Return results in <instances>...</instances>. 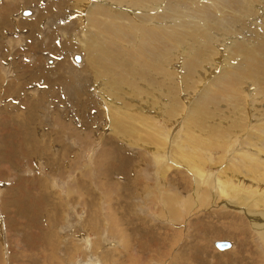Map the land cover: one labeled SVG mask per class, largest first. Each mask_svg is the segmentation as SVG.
Returning a JSON list of instances; mask_svg holds the SVG:
<instances>
[{
	"label": "bare ground",
	"instance_id": "1",
	"mask_svg": "<svg viewBox=\"0 0 264 264\" xmlns=\"http://www.w3.org/2000/svg\"><path fill=\"white\" fill-rule=\"evenodd\" d=\"M82 1L79 5H81ZM85 1L88 0H84L83 2ZM92 1L93 3H90L88 8L85 7L88 3H85L86 5L84 7L87 9L83 12L81 11L83 10L82 7L78 8L79 10H76L74 8L75 5L74 3H72L73 1L70 2V0H58L56 3L52 2L46 4L45 7L40 8V14L38 13V16L35 15V18L25 19L27 24L25 25L27 26L26 28H28V30L27 36L26 33L24 36H32L34 38H28L26 40L27 43L24 46H16L15 51L13 52L15 53V56L16 54H18L22 56L21 58L23 59L26 58L25 56H27V53L30 50L29 52L33 54L31 58L33 59V61L30 64L31 66L33 65L34 68L30 71L28 80L23 79L24 75L29 73L28 70L30 68L27 66L26 72H24L23 69L19 70L16 67V81H5L6 75L1 74L0 92L1 90H3V93H7L14 90V93L17 94L19 98H21L19 100V103L21 104L18 105H20V107L22 108L28 107L30 109L31 113L28 112L29 114L26 115L24 122L30 121V115L34 116L33 112L36 111L35 108L38 105L41 106L49 103L64 106L65 108L69 109V112L64 113L59 110L58 117L56 118L54 116L55 122L52 121L54 124L56 123L57 125L63 126L64 128H67V126L71 125L72 123L79 124V117H82V119H86V114L84 115V111L97 110L98 107L100 109L101 101L104 102V97H106L112 105V107L109 108L106 112L108 118L104 116L105 114L103 115L102 113H97L96 115L99 119H102V121L105 120L110 123L111 126L113 125L114 127H117V132L115 135H111L112 137L107 136L108 139H105L103 141V144L108 143L110 144V146H106L105 148L100 149L101 155L98 157V160L101 164H105L104 170H116L120 166V160L122 158L121 156L130 158L129 161L131 160L132 163L136 161L137 155H134L127 151L125 149V145L130 143L132 146L136 141L142 140L143 130L147 131L151 138H156V140L160 142V145H157L159 143H153V146H155L158 151L160 150L161 152H163L166 157L168 151H165V149H163L165 145L173 149L176 156L180 154L183 158L185 157V169L183 170L177 169L175 168V166L169 164L164 165V159L166 157H163V155L158 151V154L155 158L151 157L152 160L149 162L148 167L146 165L148 169H150L151 167H153L152 165H154L156 170L159 171L162 176H165L166 173L170 172L171 174H177L178 171H181L182 173L181 179H179L176 183L167 184V186H164V195H158L160 196V202L164 205L169 215L172 218L177 217L178 219H180V214L182 212L180 211V209H178L177 194H175L176 192H171V189L169 190V187L172 186L176 189H178L177 187L181 188V183L183 182L186 189L191 190L195 184L196 189L194 188V190L191 191L192 195H194L193 197L196 199V201H199L202 192L208 194L207 199H210L212 201L211 202L209 200V204L212 206V209L216 213L217 218H213L209 214L205 213L192 217L191 212L189 211L186 216H181L183 217L182 220L186 225V230L189 229V226L192 224L193 220L196 219L204 220V222H206L207 220H217L218 222H236L242 224L244 228V231L241 232L242 234H245L246 236H251V234L253 236L256 235L263 247V249L261 250H256L257 248L255 247L250 249V247H252L250 245L248 249H245V246L247 244L244 243V240H242L240 248H242L243 250H239V252L224 251V253L217 254L215 256V264H231L232 260L240 261V264L242 262H244V264H264V194L258 193L254 196L260 204H256L257 202L253 201L250 204L248 201L246 203H242L241 200L237 201L241 206H243V209L240 210V213L234 212L230 209H225L224 207L226 204V199H224L222 195V193L225 192V189L222 188L219 191L221 200H218L219 198H214V176L208 174V177L206 178L208 172L205 171L206 164L209 160H205L204 155H199L203 154L201 153L202 150L205 151L209 148H217L219 146L213 137L210 139H205L204 135H213L218 130L225 132L226 130H232V128L234 129L235 127L241 126L245 122V119H243L241 115H244L248 112H250L251 116L255 119H259V116H264V0ZM221 2L224 3L220 4ZM226 2L229 3V7H227ZM163 5L165 6V11H163L164 8H160V6L163 7ZM3 8L1 9L3 10ZM112 8L115 10V12L114 10L112 11ZM6 12L11 13L13 11L9 9L6 10ZM131 12H135V15H132ZM12 14L13 13H11V15ZM46 14L47 16L51 14L50 17L48 16L49 18L45 17L46 20L48 19V21H50L48 22L49 25L53 23V21L55 25L61 23V25H63V27H61V29H63L62 31H65L64 36L61 33L62 40L60 41V43L54 44V49H52V52H54L58 56V61L54 66H45L43 62V66H41L40 64L41 61H44L40 56L41 52L51 50L48 47H51L53 45H43V37L41 35V32L43 31L42 25L46 21L44 20V18L40 19V17L45 16ZM119 14L129 17V22H131V24L127 21L128 17L123 16L124 18H127L126 21L129 23V25L127 26L129 27L125 26L126 24L121 25L122 22H120L121 24L119 23L120 25L118 24L116 18ZM206 17L213 18V23H210L209 20H206ZM6 18H2V20H0V31L3 29L2 32L4 33L7 32V30H11L13 28L9 24V19ZM193 18H195V20L197 21L199 20L198 23L195 22V20L193 21ZM151 19L155 21V26L148 25V21H150ZM200 20L204 21V26L200 25ZM157 22H165V24L167 23L170 30L168 31L165 28L158 26ZM14 25L15 24H13V26ZM18 25L19 27L24 26L20 24ZM56 28L57 26L51 27V31L49 32L48 37L54 38L57 35ZM126 28L129 29L127 30ZM14 30L15 29H13V31ZM163 30H165L166 34L171 37L172 46L174 47H168L165 44ZM7 34L6 42H0L2 43L0 44V49L3 47L5 48V45L12 42L11 38L8 40L10 35L8 34L7 36ZM37 38H40L39 40L42 41V45L39 46L37 44ZM214 42L217 43L216 46H214ZM11 47L14 48L13 46ZM61 50H70L71 52L73 50H77V52L79 50H82L83 53L82 51L79 53H82L84 57H82L84 61H82L83 63L81 64V66H83L81 68H78L79 66L75 65L76 63L72 64L71 66L70 61L66 59L67 54L61 52ZM17 51H19L20 54L16 53ZM219 61L222 65L220 72L219 69L218 71H215V67L218 68V65L216 63ZM180 62L182 63L183 67L182 77H179L176 73L178 64H181ZM1 65L4 66V63ZM21 68L23 67L21 66ZM3 70H6V68ZM72 71H79L80 74L70 81L68 74ZM210 75L212 76L210 77ZM94 78H96L97 82L101 85L100 97L98 99L96 98V96L98 95V90L96 88H93L94 92L91 91V80ZM34 79L37 81H41V84L37 86L30 85L28 88H24L23 85L25 83H30ZM181 81L187 84L186 90L184 92L185 94L183 95L186 97V99L187 97H189L187 95L190 92L198 89L196 93V95L198 94V96L196 97L194 104L188 100V104H186L189 106H187L186 114L182 115V117H184L185 128L188 127L191 133H193V129L198 130V132L200 133V135L186 134L183 140H181L180 138L182 134L179 136L180 131L173 135L172 132L174 131H171L172 128L167 127L168 125L165 126L163 124L160 127L151 125L154 117L157 116L162 117V119H164L163 122L166 123H173L179 119V116L177 117L176 115L179 114V109L180 107H182V102L184 101L181 97L180 90L182 89L181 87L185 86V83H181ZM72 83H74L73 86H69ZM180 83L183 84V86ZM76 84L77 86H75ZM197 85H199V87H197ZM28 89L34 90V92L37 91L39 94H37L36 96L33 95V97L29 95L30 93H27ZM89 92L91 94L90 97L86 94ZM81 93L86 94V96L80 97L78 99V96ZM77 103H79V105L81 106V109L78 110V112L75 111V106ZM133 105H138L140 110L133 112ZM28 108L26 109L28 110ZM43 108H46L48 112L49 109H51L50 106L49 109L47 107ZM183 110L186 109L182 108V112H184ZM150 113H152L153 116H150ZM249 118L250 117L248 116V120ZM82 119H80V123L83 122H81ZM89 119L90 117L85 120V124L82 123L83 126L86 127V124L90 122ZM46 121L48 122V120ZM50 124L51 123L49 122V125ZM73 126L72 128H74ZM135 126H137L141 130L140 133L136 131ZM49 127L52 131H42L41 136L44 138H50L51 134H53L57 138L62 140L61 134L52 129L51 125ZM101 128L103 129L102 126ZM161 128L166 129L165 133L161 132ZM100 129L98 128L97 130L99 131ZM159 131L163 135H161ZM65 132L66 130L63 129V136L69 134V132ZM82 132L81 134L72 132L70 134V137H78L77 139L83 141L91 138L88 133L82 134ZM126 132L132 133L133 137L128 136V133ZM22 133L25 139H31L36 144L40 142V136L38 135L37 131H24ZM107 134H114V132H109ZM7 138L8 137L3 139V142L0 143V147L3 149L8 159L12 156V153L7 150V146L11 143L10 140L7 141ZM127 140L129 141V143H126ZM168 142H170V144H166ZM245 144L252 149V152H239V156H237L239 158V161L238 163L233 162V166L238 167L240 170L244 167L248 172L247 177L257 180V178L255 177L257 175V172L260 170H264V159L259 155L260 152L264 151V135L258 137L252 136L251 138L247 139ZM35 147V152H37L38 147ZM67 151L68 154H70L69 148L67 149ZM152 153L154 154V152ZM118 156L120 157L118 158ZM222 158L220 162H222ZM154 160H159L158 164H155ZM49 162L47 161V165H49L48 167L51 170L52 167L51 163ZM77 162L73 164L76 165ZM99 162L96 161L97 164L94 165L96 169L97 167L99 168V166L100 169L103 167ZM178 162L180 161L178 160ZM129 163L130 162H128V164ZM134 163L136 164V162ZM182 164L184 165V163ZM129 166H132V164ZM134 169L139 168L127 166L125 172H127L128 178L131 176V180L129 181V183L132 185V187H134L135 190L138 186L141 185L139 184L141 182H138V180L136 179H132V177L134 178L135 174H137V172L135 174L133 172L134 175H132L131 171ZM189 171H195L197 177L195 182H193V180L189 177H186L188 176L186 173H189ZM179 177L180 175L178 176V178ZM37 180H39V178ZM41 181L42 184L45 182L43 180ZM262 181H264V177H262ZM86 182L87 181L83 179H79L77 182V187H79V189H83L81 187H83V184H85L86 186ZM88 188H90V184ZM18 189L19 188L14 189L13 193L11 192V198L13 197V199L7 200V202L10 201L13 206H16L20 210V212L26 215L29 210L27 209V212L25 213L20 209L21 207H19L20 204L18 202L20 193L18 192ZM195 190L197 192H195ZM67 191L70 192L68 188ZM215 192L216 194H218L217 191ZM230 195L233 196L232 194ZM42 196L45 198H50V195L46 192L42 193ZM216 200L217 202H215ZM153 204L155 203L153 202ZM187 204H189V207L195 206L190 196L188 197ZM153 208H155V206ZM114 211L115 210H113V214H111L112 222H116V220L118 221L117 218H119L118 216H115ZM34 212L39 215V213L35 210ZM156 214L157 213L152 210L151 217L155 218ZM52 215L51 219L53 218ZM91 216L93 217V214ZM94 216H96L95 220L97 221V219L99 218L98 214H94ZM26 217L29 218L28 215H26ZM35 218L37 217L35 216ZM156 227L159 226L156 225ZM208 227L205 230L206 235H211L215 232V235L221 233L220 230H216L213 227L208 229ZM148 231L150 232L149 228ZM139 233L142 234L143 231L142 233ZM101 234H104L103 237H105L104 231H102ZM117 234H122V232L118 231ZM206 235L204 234V236ZM206 237L208 238V236ZM177 238L178 232H175L170 240L173 241ZM207 238L204 239L206 240ZM100 239H102V237L97 238V240ZM80 241L87 242L85 238H82V240ZM94 241L96 242V240ZM86 242L83 243L84 245L88 244V248L96 249L97 246L95 247L91 243ZM167 243L169 244L168 240ZM188 243L185 244L184 249H178L179 252L174 255L172 259L173 261L171 260V262H169L168 264H206V262L209 264L210 260H207L208 252H202L201 255L199 254V250L196 251L194 245L190 246ZM143 248L147 249L146 245H143ZM241 253L243 254L239 255ZM107 254V252H104L100 255L99 252L98 255L101 256V258L104 260L105 257L111 256L110 254ZM1 255L2 258H4L2 249ZM98 255L95 256L98 257ZM45 256L47 260L49 259V256L51 261L55 262V260H57H53V256L51 254H46ZM198 258L200 259L198 260V262H196ZM205 258L206 262H204ZM237 263L238 262H236V264ZM80 264L103 263L99 260V258L92 259V257H90L87 262H80Z\"/></svg>",
	"mask_w": 264,
	"mask_h": 264
},
{
	"label": "rangeland",
	"instance_id": "2",
	"mask_svg": "<svg viewBox=\"0 0 264 264\" xmlns=\"http://www.w3.org/2000/svg\"><path fill=\"white\" fill-rule=\"evenodd\" d=\"M57 1L58 0H0V20H2V18L7 17L6 19H9V24L13 27L11 30H7V32L5 33L2 32L3 29L0 31V42H6L7 33L10 35L8 40L11 38L12 41L11 43H6L7 45H5V48L3 47L4 49H0V75H6L5 81L17 80L16 67L19 70L23 69L24 72H26L27 67H29V73L25 74L23 77V79H29L30 71L34 68L33 65L31 66L30 64L33 61V59H31L33 54H31L29 50V55L27 53V56H25L28 59L23 58L25 59L23 60L21 58L22 56L18 54H16L15 56V53L13 51H15V47L18 45L24 46L27 43L26 40L28 38H34L32 36L26 37L28 28H26L27 24L25 19L35 18L40 14V8L45 7L46 4L52 2L56 3ZM72 1L70 0V2L74 3V8L76 10H79L78 8L82 7L83 10L81 11L83 12L86 11L90 3H93L92 0H88L85 2H83L84 0H81V5H83L81 6L79 5L81 1ZM86 2L88 3L87 5L85 4ZM223 3L224 2H221L220 4ZM226 5L227 7H229L228 2H226ZM84 6L87 8H85ZM1 8H3V10ZM160 8H164L163 11L166 10L164 5L163 7L160 6ZM9 9L13 11L11 12L13 13L12 15L11 13L6 12V10ZM25 9H30L31 14L24 15L23 11ZM113 10L114 9L112 8V11ZM47 14L45 16L40 17V19L44 18V20L46 21L42 25L43 31L40 32L42 33L41 35L43 37V45H53L51 47H48L51 50L41 52L40 56L45 62L41 61L40 64L41 66H43V62L45 66H54L56 65L55 63L58 61V56L54 52H52V49H54V44L60 43V41L62 40L61 33L64 36L65 31H62L63 29H61V27H63V25H61V23L55 25L53 21V23L49 25L48 22L50 21H48V19L46 20V18H49L51 14L48 15L49 17L47 16ZM131 14L135 15V12H131ZM22 16L25 17L23 18ZM123 16L124 15L120 14L117 15L116 21L118 22V24L120 22H122V24L120 23L121 25L126 24L125 26L129 25V23L131 24V22H129V17L124 16L128 17L127 19ZM126 19L129 23L126 21ZM12 20L15 22H13ZM192 20L194 21L195 18H193ZM206 20H209L210 23H213V18L206 17ZM198 21L195 20V22L197 23ZM160 23L157 22V25L165 28L168 31L170 30L169 25L167 23ZM13 24H15V27L13 26ZM18 24L24 26L19 27ZM148 25L155 26L156 24L155 21L151 19L150 21H148ZM163 25L166 27H164ZM200 25H205L203 20H200ZM53 26H57V35L54 38H50L48 36L49 32L51 31V27ZM13 29L15 30L13 31ZM126 29L128 30L129 28ZM8 31L11 32L9 33ZM25 33L26 36H24ZM163 33L165 44L168 47H174L172 46L171 37L166 34L165 30H163ZM37 39V44L39 46L42 45V41L39 40L40 38ZM216 44L217 43L214 42V46H216ZM11 46H13L14 48H12ZM81 51L82 50H79L77 52V50H73L71 52L70 50H61V52L67 54L66 59L70 61V65L72 66V64L76 63L75 65L79 66L78 68H81L83 66H81V64L83 63L82 61H84V57L82 54L83 51L82 53H79ZM16 53L20 54L19 51H17ZM75 53H79L80 55H82L83 58L80 63H77L74 60ZM50 61L52 63H49ZM3 63L4 66L1 65ZM21 63L24 64L22 65ZM216 64L218 65V68L214 66L216 69L215 71H218L219 69L220 72V69L222 67L221 62L219 61ZM20 65L23 68H21ZM180 66L182 67V63L180 65L178 64L179 68L177 67L176 73L179 77H182L183 67L181 68ZM4 67L6 68V70H8H3L5 69ZM79 74V71L70 72L68 74L70 81L73 78L77 77ZM211 76L212 75H210V77ZM181 83L185 82L181 81ZM39 84H41V81H37L34 79L30 83H25L23 86L24 88H28L30 85L37 86ZM73 84L74 83L70 84L69 86H73ZM181 85L183 86V84ZM186 85L187 84L185 83V86L181 87L182 91L180 90L181 97L184 100L182 103L184 105L182 104V107H180L179 109V114L176 115L177 117L179 116V119L173 123H166L163 122L164 119H162V117L157 116L154 117V120L151 123V125H154L156 127H160L163 124L165 126L168 125L167 127H171V131H174L172 132L173 135L180 131L179 136L182 134V136L180 137L181 140H183L186 134L200 135L198 130L193 129V133H191L188 127H184V117H182V115L186 114L187 106H189L187 105V102L189 100L191 103L194 104L196 97L198 96V94L196 95L198 89H195L196 91L193 89L194 91L190 92V95H187L189 97H187L186 99V97L183 96L185 94L184 92L186 90ZM75 86H77V84ZM91 86V91L94 92L93 88H96L98 90V95L96 96V98L98 99L100 97L101 85L97 82L96 78L91 80ZM197 87H199V85H197ZM14 92V90L7 93H3V90H1L0 92V143L3 142L4 138L8 137L7 141L10 140L11 143L7 146V150L12 153V156L7 159L5 152L0 147V264H80V262H87L90 257H92V259L99 258V260L103 264H168L169 262H171L174 255L179 252L178 249H184L185 244L188 242L190 246H195L196 251L199 250V254L202 255V252H208L207 260H210L209 264H215V256L217 254L224 253V251L239 252V250H243L242 248H240L242 240H244V243L247 244L245 246V249H248L250 245L252 246L250 247V249L254 247L257 248L256 250L263 249L260 240L257 238V236H253L252 234L251 236H246L245 234H242L241 232L244 231V228L242 224L236 222H218L217 220H207L209 222L208 223L207 221L204 222V220L196 219L197 221L193 220L192 224L189 226V229L186 230V225L184 224V221L182 219L189 213V211L191 212L192 217L205 213L209 214L213 218H217L216 213L213 211L212 206L209 204L210 199H207L208 194L202 192L199 201H196V199L193 197L194 195H192L191 191L194 190L195 184L191 190H187L183 182L181 183V188L177 187L179 190L173 188L172 186L169 187V190L171 189V192H176L175 194H177L178 209L182 211L180 214L181 220L177 217L172 218L169 215L164 205L160 202V196L158 195H164V186H167V184L176 183L179 179H181L182 173L181 171H178L177 174H171L170 172L166 173L165 176H162L160 172L156 170L154 165L152 166L155 169L153 167H151L150 169L147 168L149 162L152 160L151 157L155 158L158 152H160L163 157H166V155H164L163 152H161L160 150L158 151V149L153 146V143H159L157 145H160V142H158L156 138H151L145 130H143L142 140L136 141L131 146L128 141V138L126 143L129 144H124L125 149L127 151L134 155H137L136 161H134L136 162V164L134 162L132 163L131 160L129 161L130 158L121 156L122 158L120 162L124 163L125 165L120 163V166L116 170H104L105 164H101L98 160V157L101 155L100 149L105 148L106 146H110V144L108 143L103 144V141L105 139H108V137H112L117 132V127H114L113 125L112 127L110 123L105 120L102 121V119H99L96 115L97 113H102L103 115L105 114L104 116L107 117L106 112L109 108L112 107V105L106 97H104V102L101 101L100 109L98 107L97 110L84 111V115L86 114V119L90 117V122L86 124L87 128L83 126V124H85L86 119H82V117L78 118L79 124L72 123L71 125L67 126V128H64L63 126H59L56 123L54 124L52 121L55 122V117H58L59 110L64 113H68L69 109L65 108L64 106L49 103L46 104L47 106H36V111L33 112L34 116L30 115V121H25L26 123H28L26 124L24 120L26 118V115L29 114L28 112H30V109L28 107L22 108L20 107V105H18L21 104L19 103V100L21 98H19L18 95ZM27 93H30L29 95L31 96H36L37 94H39L37 91L34 92V90L31 89H28ZM86 94L89 97L91 95L90 92ZM86 94H79L78 99L80 97H85ZM49 106L51 109H49ZM43 107H47L49 109V112L46 108ZM26 108H28L29 111ZM75 108V111L77 112L81 109L79 103L76 104ZM182 108L186 110H183L184 112H182ZM137 110H140L139 106L133 105V112ZM150 116H153V114L150 113ZM241 116L243 117V119H245V122L241 126L235 127L234 129L232 128V130H226L225 132L218 130L213 135H204L205 139H210L213 137L219 146L217 148H209L205 151L202 150L201 153L203 154H199L204 155L205 160H209L206 164L205 171L208 172L206 178L208 177V174L214 176V198H219L218 200H221L219 191L222 188L225 189V192L222 193L223 198L226 199V204L224 208L227 210L230 209L238 213H240V210L243 209V206H241L240 203L237 201L241 200L242 203H246L248 201L249 204L253 201L257 202L256 204H260L254 196L258 193L264 194V181H262V177H264V170H260L257 172V175L255 176L257 180H255L250 177H247L248 172L244 167L240 170L238 167L233 166V162L238 163L239 161V158L237 157L239 156V152H252V149L246 146L245 144L247 139L251 138L252 136L258 137L264 135V116H259V119H255L251 116L250 112ZM248 116L250 117L249 120ZM80 119H82L81 122L83 121V124L80 123ZM46 120H48V122ZM49 122L51 123V128L61 134L62 140H60L53 134H51V136H53H50V138H44L41 136L42 131H52L50 130ZM72 126L74 128H72ZM101 126L103 127V129L101 128ZM98 128L101 129L98 131ZM63 129L66 130L65 133L69 132V134L63 136ZM135 129L138 133L141 132V130L137 126H135ZM165 130L166 129L161 128L162 133H165ZM24 131H37L38 135L40 136V142L36 144L31 139H25L22 133ZM72 132H77L78 134H81V132L82 134L88 133L91 138L86 141L77 139L78 137L73 138L70 137V134ZM109 132H114V134H107ZM161 132L159 131V133L163 135ZM126 133H128V136L133 137L132 133ZM166 144H170V142ZM35 146L38 147L37 152H35ZM68 148L70 154L72 153L71 156L70 154H68ZM163 149H165V151H168L167 157L164 159V165L169 164L175 166V168L177 169H185V157L183 158L180 154L176 156L174 150L167 147V145H165ZM152 152H154V154ZM259 155L261 156V158L264 159V151L260 152ZM119 157L120 156H118V158ZM221 158L222 162H220ZM178 160L180 162H178ZM47 161L51 163V170L48 167L49 165H47ZM96 161H98L103 166L101 169L100 166L99 168L97 167V169L95 168L94 165L97 164ZM154 161L155 164H158L159 162V160ZM75 162H77L76 165L73 164ZM128 162L130 163L128 164ZM182 163H184V165ZM131 164L133 167L139 168L134 169L136 171H131L132 175L137 172V174H135L134 178L132 177V179H136L138 180V182H141L139 183L141 185L138 186L135 190L134 187H132V185L129 183V181L131 180V176L128 178V174L127 172H125L127 166L132 167L129 166ZM138 172L141 174H139ZM186 174L188 175L186 177L192 179L193 182L196 181L197 177L195 171H189V173ZM177 175H180V177L178 178ZM38 178L39 180H37ZM79 179L87 181V185L85 186V184H83V187H81L83 189H79V187H77V182ZM41 180L45 182L42 184ZM88 183L90 184V188H88ZM16 187L20 189H18V192L20 193V197L18 199V202L20 204L19 207H21L20 209L25 213L27 212V209L29 210V212H27L26 214L29 216V218H27L25 214L20 212V210L16 206H13L10 201L7 202V200L13 199V197L11 198V192L13 193V188ZM67 188L70 192L67 191ZM215 191H217L218 194H216ZM44 192L48 193L50 195V198L43 197L42 193ZM195 192L197 191L195 190ZM230 194H232L233 196H231ZM189 196L195 204L194 207H189V204H187ZM153 202L155 204H153ZM215 202H217V200ZM154 206L155 208H153ZM33 209L38 212L39 215H37ZM113 210H115V216L119 217L117 218L118 221L116 220V222H112L111 219V214H113ZM152 210L157 213L155 215V218L151 217ZM92 214L93 217L91 216ZM94 214H98L99 218L97 217V221L95 220L96 216H94ZM51 215L54 219H51ZM182 215L183 217H181ZM35 216L37 218H35ZM211 222H213L214 224ZM91 223L94 224L92 225ZM156 225L159 227H156ZM206 226L208 227V229L213 227L216 230H220L221 233L215 235V232L214 234L206 235ZM148 228L150 229V232L148 231ZM141 230L143 231V233ZM102 231L105 232V237H103L104 234H101ZM118 231L122 232V234H117ZM139 232H141L142 234H140ZM175 232H178V238L171 241L170 238L173 237V234ZM204 234L208 236V238L204 236ZM99 237H102V239L97 240V238ZM203 237L207 239L205 240ZM82 238H85L87 242L91 243L93 246H97L96 249L88 248V244L84 245L83 242L86 241H80L82 240ZM94 240H96V242ZM167 240L169 244L167 243ZM215 241H231L233 243V246L225 250H220L215 246ZM143 245H146L147 249L143 248ZM1 249L2 253H4V258H2ZM99 252L100 255L104 252H107V255L110 254L111 256L105 257V259L103 260L101 256L98 255ZM46 254H51L53 256V260L57 259L55 260L56 263L51 261L50 256V260H47L45 256ZM242 254L243 253L239 255ZM95 255H98V257H96ZM199 259L200 258H198L196 262H198ZM204 262H206V258ZM236 262L240 264V261L236 260H232L231 264H236ZM206 264L208 263L206 262ZM241 264H244V262H242Z\"/></svg>",
	"mask_w": 264,
	"mask_h": 264
},
{
	"label": "water",
	"instance_id": "3",
	"mask_svg": "<svg viewBox=\"0 0 264 264\" xmlns=\"http://www.w3.org/2000/svg\"><path fill=\"white\" fill-rule=\"evenodd\" d=\"M23 12H24V15L31 14L30 9H25ZM74 59L77 63H80L82 61V55H80L79 53H76ZM49 63H52V62L50 61ZM215 246L219 248L220 250H225V249L231 248L233 246V243L231 241H215Z\"/></svg>",
	"mask_w": 264,
	"mask_h": 264
},
{
	"label": "crops",
	"instance_id": "4",
	"mask_svg": "<svg viewBox=\"0 0 264 264\" xmlns=\"http://www.w3.org/2000/svg\"><path fill=\"white\" fill-rule=\"evenodd\" d=\"M18 187H16V188H13V191H14V189H17ZM20 190V189H19Z\"/></svg>",
	"mask_w": 264,
	"mask_h": 264
}]
</instances>
